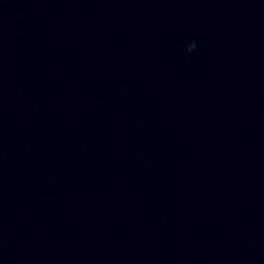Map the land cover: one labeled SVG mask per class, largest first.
<instances>
[{"label": "water", "instance_id": "1", "mask_svg": "<svg viewBox=\"0 0 264 264\" xmlns=\"http://www.w3.org/2000/svg\"><path fill=\"white\" fill-rule=\"evenodd\" d=\"M0 264H264V0H0Z\"/></svg>", "mask_w": 264, "mask_h": 264}]
</instances>
